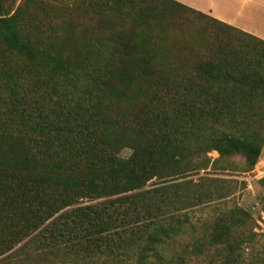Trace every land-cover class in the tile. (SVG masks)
<instances>
[{
  "label": "trees",
  "instance_id": "16d2710c",
  "mask_svg": "<svg viewBox=\"0 0 264 264\" xmlns=\"http://www.w3.org/2000/svg\"><path fill=\"white\" fill-rule=\"evenodd\" d=\"M263 151V39L175 0H0V258L33 241L264 264L251 211L191 217L227 197L218 180L173 183L247 174Z\"/></svg>",
  "mask_w": 264,
  "mask_h": 264
},
{
  "label": "rangeland",
  "instance_id": "374dc122",
  "mask_svg": "<svg viewBox=\"0 0 264 264\" xmlns=\"http://www.w3.org/2000/svg\"><path fill=\"white\" fill-rule=\"evenodd\" d=\"M129 155L130 151H124L122 153V157L124 158H127ZM209 156L213 160L219 158V155L216 152H211ZM235 161L238 165L243 162L240 159H235ZM204 178L218 180L219 182L217 183L207 182L205 184L206 188H211L216 194L224 196L227 195V197L215 203L213 207L200 208L199 210L191 213V217L194 219H203L204 217L210 215H220L229 208L239 207L253 213L256 220L255 232L260 234L264 233V212H262L264 191L260 185V181L264 178V151L263 156L256 165L255 169L247 174L232 172L229 170H208L206 172H201L199 175H194L187 179L179 180L173 183L185 181L199 182ZM82 204H88V202H84ZM28 243H30V246L36 245L33 241H29ZM64 257L66 256L64 255ZM69 257H72L73 264H105V260L103 258L99 259L94 257L91 259L82 255H69Z\"/></svg>",
  "mask_w": 264,
  "mask_h": 264
},
{
  "label": "crops",
  "instance_id": "0c3cea01",
  "mask_svg": "<svg viewBox=\"0 0 264 264\" xmlns=\"http://www.w3.org/2000/svg\"><path fill=\"white\" fill-rule=\"evenodd\" d=\"M175 1L264 39V0ZM29 244L26 241L23 245L10 251L8 255L1 257L0 264H73L72 257H69L62 248L54 249L37 245L30 246Z\"/></svg>",
  "mask_w": 264,
  "mask_h": 264
}]
</instances>
